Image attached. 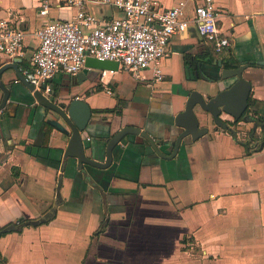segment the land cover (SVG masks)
<instances>
[{
    "label": "crops",
    "instance_id": "1",
    "mask_svg": "<svg viewBox=\"0 0 264 264\" xmlns=\"http://www.w3.org/2000/svg\"><path fill=\"white\" fill-rule=\"evenodd\" d=\"M41 1L0 0V23L25 35L24 55L4 57V66L17 63L23 76L40 45L38 32L75 15L53 0L49 16H41ZM155 1L162 9L186 1L191 15L202 0ZM215 3L221 34L232 44L223 52L192 25L173 38L170 57L139 77L120 68L92 70L80 84L77 75L53 80L54 104L77 99L93 111L81 133L90 159L104 164L109 142L124 128L147 133L126 135L107 169H80L66 157L71 131L49 124L63 123L60 116L40 106L14 70L2 75L10 96L0 111V264H264V145L249 143L237 127L248 117L264 119V0ZM90 11L122 16L98 5ZM239 69L252 85L244 119L223 114V129L197 106L208 133L184 139L168 158L184 132L175 120L191 94L209 102L239 80L226 71ZM4 95L0 90V105ZM116 109L122 116L106 112Z\"/></svg>",
    "mask_w": 264,
    "mask_h": 264
},
{
    "label": "built area",
    "instance_id": "2",
    "mask_svg": "<svg viewBox=\"0 0 264 264\" xmlns=\"http://www.w3.org/2000/svg\"><path fill=\"white\" fill-rule=\"evenodd\" d=\"M75 15L67 21H51L37 34L40 45L24 77L37 90L61 74L76 76L86 69L88 58L117 62L121 69L139 77L143 71L160 65L172 54L176 35L195 25L200 36L215 45L218 52L231 47L219 28L220 12L215 0H202L190 15L187 2L162 9L155 0H55ZM53 0H42L40 15L47 17ZM98 5L119 11L121 17L95 16L90 7ZM0 23V67L3 58L11 61L24 55V33ZM158 72L156 80L161 81ZM48 84L46 91L49 92ZM228 122V121H226ZM89 140V138H88Z\"/></svg>",
    "mask_w": 264,
    "mask_h": 264
},
{
    "label": "water",
    "instance_id": "3",
    "mask_svg": "<svg viewBox=\"0 0 264 264\" xmlns=\"http://www.w3.org/2000/svg\"><path fill=\"white\" fill-rule=\"evenodd\" d=\"M120 69L117 62L111 61H100L92 58H88L86 61V69L79 73L77 77V83H83L87 80L88 72L92 70L96 71H113L118 72ZM9 70H14L20 82L33 94L34 100L43 108L47 110L54 111L57 113L62 122L49 121V124L63 132L64 134L69 135L71 131V139L66 151V157H73L78 160L79 168L83 166L94 167L98 169H107L113 164V152L122 139L128 134L141 135L146 138L147 133L141 131L137 128L127 127L121 130L108 144L107 147V159L104 164H101L95 160L90 159L86 155V147L84 145L81 133H84L91 122L93 117V111L91 107L84 101L73 100L68 105H56L54 104L45 94L48 84L51 88L54 87L53 80H49L42 86L41 90H37L32 86L27 79L22 75L19 70L17 63L9 64L0 69V90H3L5 93L2 104L0 105V111L3 110L8 102L10 91L8 88L1 83V78L4 73ZM243 69L226 71L229 73V76H237L238 81L229 89L220 92L216 96H211L209 102H206L204 97L199 92H193L189 97L187 102L186 111L179 116H177L175 123L178 127L183 128L184 132L179 136L176 145L175 151L172 156L168 158H175L178 154L179 149L182 145L184 139L192 137L194 141L200 139L208 133L207 128H200V120L195 112V108L199 106L204 112L210 114L216 125L222 127L223 129L227 128V124L221 120L223 114L232 117L236 122L244 119V115L247 113L249 108V99L251 94L252 85L243 78ZM237 98V102L234 100ZM246 122L255 123L257 126L264 127V122L254 118L248 117L245 118ZM68 127V128H67ZM70 131H69V130ZM155 152L161 157L165 156L159 148L156 146L154 140L149 139ZM261 144V146H263ZM53 217V212L46 216L39 224L49 221ZM37 225V224H36Z\"/></svg>",
    "mask_w": 264,
    "mask_h": 264
},
{
    "label": "rangeland",
    "instance_id": "4",
    "mask_svg": "<svg viewBox=\"0 0 264 264\" xmlns=\"http://www.w3.org/2000/svg\"><path fill=\"white\" fill-rule=\"evenodd\" d=\"M122 76L126 74L130 75L127 71L124 70L120 71ZM131 76V75H130ZM244 121V120H243ZM239 129L238 131L242 134H246V139L249 143L255 144L258 141L256 146L260 147L261 144L264 143V127L257 126L256 124H248L244 121V124H240L237 126Z\"/></svg>",
    "mask_w": 264,
    "mask_h": 264
},
{
    "label": "flooded vegetation",
    "instance_id": "5",
    "mask_svg": "<svg viewBox=\"0 0 264 264\" xmlns=\"http://www.w3.org/2000/svg\"><path fill=\"white\" fill-rule=\"evenodd\" d=\"M56 91V87H53V88H51L50 87V90H49V92H45V93H48V97L49 98H52V97H54V95H55V92ZM256 117V116H255ZM235 122V121H234ZM262 122H264V119L262 120ZM228 123V125L230 126V123L229 122H227ZM236 123H238V122H236ZM236 125H238V124H234V126H236ZM233 128H232V126H231V130H232Z\"/></svg>",
    "mask_w": 264,
    "mask_h": 264
},
{
    "label": "trees",
    "instance_id": "6",
    "mask_svg": "<svg viewBox=\"0 0 264 264\" xmlns=\"http://www.w3.org/2000/svg\"><path fill=\"white\" fill-rule=\"evenodd\" d=\"M106 112H114L118 116H122V110L121 109H116V110H106ZM50 128V127H49ZM49 136V135H48Z\"/></svg>",
    "mask_w": 264,
    "mask_h": 264
}]
</instances>
